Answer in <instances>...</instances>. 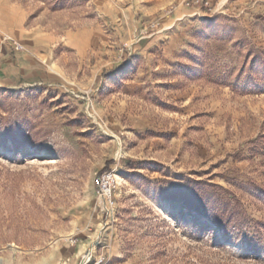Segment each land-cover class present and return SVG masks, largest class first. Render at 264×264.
<instances>
[{
  "label": "rangeland",
  "instance_id": "rangeland-1",
  "mask_svg": "<svg viewBox=\"0 0 264 264\" xmlns=\"http://www.w3.org/2000/svg\"><path fill=\"white\" fill-rule=\"evenodd\" d=\"M213 6L0 0V264H264V0Z\"/></svg>",
  "mask_w": 264,
  "mask_h": 264
},
{
  "label": "built area",
  "instance_id": "built-area-1",
  "mask_svg": "<svg viewBox=\"0 0 264 264\" xmlns=\"http://www.w3.org/2000/svg\"><path fill=\"white\" fill-rule=\"evenodd\" d=\"M188 3H193L194 5H199V4H203L205 9L207 11L212 12L213 11V0H187ZM16 48L18 49H22L23 46L21 44H17ZM116 189V185H115V175L113 171H106L101 173V175L98 178V197L101 201L102 204V208L103 211L105 213H110L111 209H113L114 206V190ZM103 248L101 246V242H99L96 247L95 250L97 252V249ZM103 254L102 256H100V260L98 261L99 263H102L105 259V251L104 249H102ZM96 256L94 255V253L91 250H87L85 252V254L82 256V261L86 264H89L92 262L93 259H95ZM107 261L104 263L106 264Z\"/></svg>",
  "mask_w": 264,
  "mask_h": 264
},
{
  "label": "trees",
  "instance_id": "trees-1",
  "mask_svg": "<svg viewBox=\"0 0 264 264\" xmlns=\"http://www.w3.org/2000/svg\"><path fill=\"white\" fill-rule=\"evenodd\" d=\"M219 206L215 209L219 217H215V215H212L211 213L206 212V216L211 219L218 227H228L232 223H236L240 225L239 227H243L244 221H240L241 219H238L240 214H237L236 212H230L226 210V207L222 205V202H219Z\"/></svg>",
  "mask_w": 264,
  "mask_h": 264
}]
</instances>
